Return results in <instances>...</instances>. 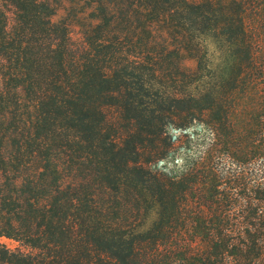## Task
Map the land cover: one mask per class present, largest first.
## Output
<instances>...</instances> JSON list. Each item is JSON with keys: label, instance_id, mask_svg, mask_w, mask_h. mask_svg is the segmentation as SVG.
I'll use <instances>...</instances> for the list:
<instances>
[{"label": "trees", "instance_id": "1", "mask_svg": "<svg viewBox=\"0 0 264 264\" xmlns=\"http://www.w3.org/2000/svg\"><path fill=\"white\" fill-rule=\"evenodd\" d=\"M0 238V264H264V0H0Z\"/></svg>", "mask_w": 264, "mask_h": 264}, {"label": "rangeland", "instance_id": "2", "mask_svg": "<svg viewBox=\"0 0 264 264\" xmlns=\"http://www.w3.org/2000/svg\"><path fill=\"white\" fill-rule=\"evenodd\" d=\"M60 14H62L60 12ZM212 49L210 48L208 51V54L212 53L213 58H216L217 55L214 52H211ZM202 55H206V53L202 52ZM210 57V56H209ZM178 58V57H177ZM181 63L182 66L186 69L192 70L193 68H195V61L193 58L189 57V55L180 52V58H178V63ZM189 123V127L186 128V133L189 134L190 132L192 133V131L196 128V123L192 122L190 119H186V121L182 122L183 125H187ZM167 134L169 136H176L178 135L180 132V129L174 127L173 125H169L167 127ZM181 158V156L178 157V153L174 152L172 154V156L169 158V160L167 161V164L169 165V168L173 169L174 166V161L175 160H179ZM164 164V162H160L159 166L161 167ZM0 243L4 246H6L8 249L10 250H16V249H22V251L24 250L22 247H20L16 242L12 241V240H8L5 238H0Z\"/></svg>", "mask_w": 264, "mask_h": 264}]
</instances>
